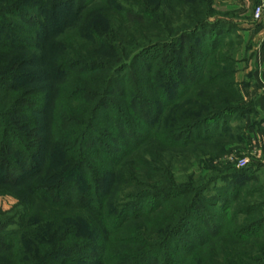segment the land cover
I'll list each match as a JSON object with an SVG mask.
<instances>
[{
  "label": "trees",
  "instance_id": "1",
  "mask_svg": "<svg viewBox=\"0 0 264 264\" xmlns=\"http://www.w3.org/2000/svg\"><path fill=\"white\" fill-rule=\"evenodd\" d=\"M212 4L0 0V196L18 200L0 212V264H264V217L232 208L238 173L212 199L140 179L164 171L151 145L214 140L232 111L233 24ZM181 12L190 27L172 33Z\"/></svg>",
  "mask_w": 264,
  "mask_h": 264
},
{
  "label": "rangeland",
  "instance_id": "2",
  "mask_svg": "<svg viewBox=\"0 0 264 264\" xmlns=\"http://www.w3.org/2000/svg\"><path fill=\"white\" fill-rule=\"evenodd\" d=\"M249 1L251 4L248 7V14L253 16L255 2ZM212 2L215 13L210 21L221 22L218 24L219 30H225V27L233 24L232 34H225L221 38L223 44L230 41L222 51L224 56L222 64L225 68L228 67L227 71H234L237 87V94L227 92L230 95L228 103L224 102L225 105L221 109L232 111L210 124L219 129L216 131L219 133L216 136L219 137L214 140L203 141L190 148L156 149L151 145L145 151L147 154L145 158H156L159 165L164 167L162 168L164 171L142 170V173L148 176L140 179L163 187L175 186L184 191L200 187L204 190L203 195L212 199L221 195L220 191H224L229 183L234 182L235 186L237 183L240 184L241 181H235L233 178V174L238 173L246 186L241 198L232 205V208L248 210L250 214L240 213L238 216V222L246 224L251 219L264 217V80L260 82L258 79L260 68L257 69L255 65L257 60L255 50L262 47L264 52V31L248 35L247 31L241 30L242 8H234L233 0ZM168 15L171 14L168 12ZM180 16L172 18L169 29L172 33L181 31L183 27H190V23L184 19L186 12H181ZM205 31V38L210 42V39L216 36V32L208 31L207 28ZM194 42L200 43L198 39ZM145 62L146 60H142L143 64ZM207 187L210 188L207 190ZM17 203L18 200L14 196H0V212L10 211ZM4 241V236L0 234V251H3L1 243Z\"/></svg>",
  "mask_w": 264,
  "mask_h": 264
},
{
  "label": "crops",
  "instance_id": "3",
  "mask_svg": "<svg viewBox=\"0 0 264 264\" xmlns=\"http://www.w3.org/2000/svg\"><path fill=\"white\" fill-rule=\"evenodd\" d=\"M233 7L234 8H242V21L243 23H240L242 25L241 30L247 31V34H254L257 33L258 31H264V20L260 22H255L253 19V16L248 14V7L250 1L249 0H233ZM241 21V22H242ZM239 28V24H237ZM239 31V30H238ZM256 55H257V60H256V67L258 70V79L260 82H263L264 80V52L262 51V47H258V49L255 50ZM261 78V79H260ZM264 83V82H263ZM264 124V121H263Z\"/></svg>",
  "mask_w": 264,
  "mask_h": 264
},
{
  "label": "built area",
  "instance_id": "4",
  "mask_svg": "<svg viewBox=\"0 0 264 264\" xmlns=\"http://www.w3.org/2000/svg\"><path fill=\"white\" fill-rule=\"evenodd\" d=\"M255 2V10L253 19L255 22H260L263 19L264 15V0H252Z\"/></svg>",
  "mask_w": 264,
  "mask_h": 264
}]
</instances>
